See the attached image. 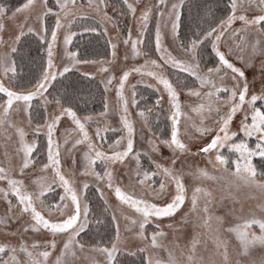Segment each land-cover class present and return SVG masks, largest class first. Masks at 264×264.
<instances>
[{"label":"snow or ice","instance_id":"snow-or-ice-1","mask_svg":"<svg viewBox=\"0 0 264 264\" xmlns=\"http://www.w3.org/2000/svg\"><path fill=\"white\" fill-rule=\"evenodd\" d=\"M87 6L95 16L81 14L84 6L76 0H0V137L14 145L0 160V264H77L85 252L88 264H264V0H156L143 7L139 0H114L113 16L109 0H88ZM119 16L135 21V38L128 25L120 39ZM152 17L154 49L146 35ZM162 26L183 56L165 46ZM119 44L125 54L116 74L104 65L120 58ZM129 49L143 64H127ZM257 56L258 91L255 74L246 76ZM88 65H99L104 75L81 71ZM132 73L154 90L151 107L141 108L135 85L131 99L125 95ZM113 91L119 126L101 127L89 106L99 96L103 111L97 115L106 116ZM182 92L198 102L182 106ZM130 106L145 125L153 109L165 113L170 133L159 143L170 157L154 158L160 149L149 138L145 167L134 147ZM92 123L97 126L90 135ZM58 132L63 145L73 141L63 152L72 159L73 175L78 165L80 183L61 168ZM109 132L115 139L105 147ZM45 152L46 162L37 159ZM88 177L102 203L87 194ZM242 189L255 203L245 207L234 195ZM113 194L119 207L109 202ZM226 198L232 207L216 215ZM125 205L134 212L126 213ZM121 218L131 236L122 235ZM257 249L258 258L252 255Z\"/></svg>","mask_w":264,"mask_h":264},{"label":"rangeland","instance_id":"rangeland-1","mask_svg":"<svg viewBox=\"0 0 264 264\" xmlns=\"http://www.w3.org/2000/svg\"><path fill=\"white\" fill-rule=\"evenodd\" d=\"M111 1L112 0H109V8L107 9V11H108V14L110 16H113L114 13L112 12V7H111L113 2H111ZM76 2H77L78 5H83L84 6L82 9H80L81 14H87L89 16H95L94 10L87 6L88 0H76ZM95 2H96V0H94V3ZM155 2H156V0H139V6L143 7L144 4L155 3ZM20 19H22V17H20ZM96 19L99 20V17H97ZM5 23L8 25L9 29L12 28V25L8 21H5ZM128 25H132V27H133V38H135V36H136L135 21L132 20V18L130 16H119L118 17V27L121 29V32H120V39L121 40L127 36V26ZM236 26H239L238 22H237ZM108 27H109L110 35L115 37V35H116L115 30L112 29L111 25H109ZM155 27H156V19H155V17H152L149 20V23H148L149 32L146 33V35L152 37L153 49H154ZM162 32L164 34L163 42H164L165 46H168L169 49L171 51H173V55L183 56V53L177 48L176 44H174L172 42L171 37L167 34V30L164 29L163 26H162ZM5 35H7V31H6ZM114 42H116V41L114 40ZM68 47H69L70 51H76L75 49H73L72 45H69ZM118 47H119V57L120 58L118 60L114 61L113 65H108V64L104 65V67L109 68L110 71H115L116 74H118V69H115L114 66L122 65V63H123V55L125 54V47L122 44H119ZM111 51L112 50L109 48V54H108V57H107L108 59H112ZM232 59L236 63L237 66H241L240 61L235 60L234 58H232ZM260 59L261 58L259 56H257L255 58L254 63L257 66L256 68H249V69L246 70V76L248 77L249 80H252L254 74L257 77L256 83H255V88H256L257 91L260 88L259 69H258V65H259ZM143 60H144V58H142V57H137L136 60H132L131 59V55H130V49H129V60L127 61V64L129 66H132L134 64H143ZM98 67H99V65H88L86 67H82L81 71L89 70V71H92V72H96L97 73V79H99L100 76L104 75V74L103 73H99L97 71ZM168 70H170V69H168ZM145 79L146 80H150V78H147V77ZM139 80H140L139 74L132 73L129 76L128 81L126 82V88H125V95L129 98V100L131 99V97H130L131 85H135L136 91L138 89L137 88L138 85H145V83H138ZM161 88H162V86H161ZM180 99H181L182 106L187 105V104H196L198 102L195 97H187L186 93H184V92L181 93ZM165 100H166V94H165ZM108 103H109V113L106 116L97 115L98 113L103 111V108H102L100 111L92 113L93 114V119H94V121H98L101 127H103L107 123L111 127L116 128V127L119 126L118 122H119V115L120 114L118 112H114L112 110L113 109V105L115 104L114 91L108 96ZM151 106L152 105H149V107H151ZM164 107H165V113H166L167 112V107H168L167 104H165ZM141 108H143V107L141 106ZM184 110H188V109L185 107ZM137 111H138V109H136L135 107H131V106L129 107L130 119L133 122V127H134V130H135L134 137H133L134 138V147L136 149H138L142 153V163L145 165V167H148V165H149L148 158H147V156H143V153L145 151L151 152L150 145L148 144V139L149 138H151L156 143V145L159 147V149H160L158 154L157 153H152L154 158L163 160V159H166V158L170 157L172 155V153L166 146L161 145L159 143V141L161 139L165 138V137H161L152 128V125L154 123L153 122L154 119L151 116H152L153 113H155L156 110L153 109L152 113H148L147 114L148 115V123H147V125H145V122H144V120L141 117L136 115ZM192 115L195 116L194 113ZM238 119H239V114H237V117L234 118V120H238ZM181 120H182L181 131H183V126H184L183 118H181ZM168 122H169V124H168L169 125V130H170V121H168ZM197 122H198V120H197ZM70 123L71 122L69 121V124ZM96 126H97L96 123H92L88 127V131H89L90 135L94 134ZM59 127H60L61 131H63V128H64L63 119H62L61 125ZM72 127H74V125ZM149 128L151 129V132H149ZM189 131L191 132L192 129L189 128ZM110 134H111V132L104 134L105 135V147H106L107 142H109ZM123 134L126 135V133H123ZM71 135L72 136H76V133H71ZM141 136L143 138H141ZM57 139L62 144V152H63L64 148H70L71 144L73 142V141L70 140L67 145H63V140L60 138V132L57 133ZM111 139H115V137L113 135H111ZM186 139L187 138H185V140ZM97 143H100V141H97ZM125 143H126V141H125ZM251 143H253V145H254V138L251 139ZM45 144H46V138H45ZM83 147H84L83 145L78 146V149H83ZM193 150H195V149L193 148ZM5 151H8L9 153H12L14 151V145L10 141H7L6 138L0 137V160H3ZM222 151H224V150H222ZM74 155H75L77 161L79 162V160L81 158V151L77 150L74 153ZM42 157L43 158L46 157V152L44 153V155ZM37 159L42 160L39 156H37ZM43 160H44V162H46V158H44ZM200 164H201V167L204 166V162L203 161H201ZM176 166L179 167L180 166L179 163ZM39 168H40V165H37V172L39 171ZM61 168L66 173V178H69V179L73 180L75 183H80L83 180V177H81L80 174H79L78 165H77V171L75 172V175L72 174L73 173L72 159L68 156V154L66 152H63V155H62ZM97 170H100V169L98 168ZM185 171L187 172V169H185ZM29 174L33 175V176L35 175L34 173H29ZM92 179H93L92 177H88V182H89L90 187H89V189L87 191L93 190L94 193H96L100 197V193L95 191L96 184L92 182ZM184 182H185L186 186L189 187V188L193 187L194 184H195V182L193 181L192 177L187 176V175H185ZM202 186H207L209 188L214 187L213 182H202ZM58 191H60V189H58ZM136 191L139 193L140 189L137 188ZM189 195H191L190 192H189ZM215 195H216L217 198H219L221 193L219 191H216ZM234 195L237 196L238 199H240V200H242L244 202L245 207H248L250 204L255 203V201L249 199V197L252 195V193H250V191L247 190V189H242L239 192H235ZM109 202L112 203L114 207H119V203L115 200L114 194L109 197ZM238 206L239 205H237V207ZM231 207H232V203L226 198L225 201H224V206L216 208V209H214V211H215L216 215H226L228 209L231 208ZM4 210H5L4 204L0 203V213H3ZM123 210L126 213L134 212V209H129L126 205L123 206ZM109 216H110V213H109ZM120 223H121V226H122V235L131 236V234L123 232V224L125 222L123 221L122 218L120 220ZM151 227H154V225H152ZM151 227H149V231L151 230ZM187 231L191 232L190 225L187 228ZM169 240H171V237H169ZM166 243H167V241H166ZM230 252H231V249H230ZM78 255H79V259L77 261V264H88V261L85 259V256L88 255L87 252H85L83 254H78ZM232 255L235 257V253H232ZM252 255H253V257L258 258L259 255H260V250L257 249L256 251L253 252Z\"/></svg>","mask_w":264,"mask_h":264},{"label":"trees","instance_id":"trees-1","mask_svg":"<svg viewBox=\"0 0 264 264\" xmlns=\"http://www.w3.org/2000/svg\"><path fill=\"white\" fill-rule=\"evenodd\" d=\"M17 0H9L10 3L12 4H16ZM16 2V3H15ZM111 2H114V0H112ZM73 43H76V39L74 38V41ZM103 41H101V44L103 45ZM73 49H75L77 51L76 48L73 47ZM108 51V54H109V49L107 50ZM100 52L103 53L104 52V48L101 47L100 49ZM205 59H210L207 54H205ZM170 72H172L173 70L170 69L168 70ZM191 79V78H190ZM137 101L138 103H140V106L144 107L145 106V103L149 106V105H152L153 104V101L156 99V94L154 93V90L153 89H147L145 85H138L137 86ZM143 97V99L141 98ZM90 108V111L91 113H95V112H98L100 111L102 108H103V105L100 103V98L99 96H97V100L94 104H91L89 106ZM154 120H153V125H152V128L161 136V137H165V133L168 132L170 133V130H169V122L166 120V116H165V113H157L155 111V113L152 114L151 116ZM111 135H113L112 133L110 134V138H111ZM42 139V142L45 143V138H41ZM44 155V154H43ZM43 155H40L39 157L43 160L44 158L46 157H42ZM58 191V189H57ZM87 194L90 196L91 200L94 202V203H102V201L99 200V196L94 193L93 190H89L87 191ZM112 235H114V226H113V231L112 233H110Z\"/></svg>","mask_w":264,"mask_h":264}]
</instances>
